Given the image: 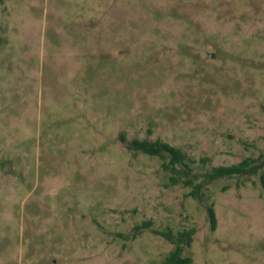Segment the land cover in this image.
I'll use <instances>...</instances> for the list:
<instances>
[{"label": "rangeland", "instance_id": "374dc122", "mask_svg": "<svg viewBox=\"0 0 264 264\" xmlns=\"http://www.w3.org/2000/svg\"><path fill=\"white\" fill-rule=\"evenodd\" d=\"M245 159L264 0H0V264H161L191 228L192 264H264V166L187 184Z\"/></svg>", "mask_w": 264, "mask_h": 264}, {"label": "trees", "instance_id": "16d2710c", "mask_svg": "<svg viewBox=\"0 0 264 264\" xmlns=\"http://www.w3.org/2000/svg\"><path fill=\"white\" fill-rule=\"evenodd\" d=\"M123 140L126 139L123 138ZM130 146L137 148L147 154L159 156L163 160H167L169 158L170 164H172V166L175 168L178 164H186V160L188 159V155L181 148L175 147L169 143H165L160 139L155 141L136 139L131 142ZM263 166L264 161L257 162L253 159H245L238 164L214 167L210 172L205 174V177L201 183L195 184L191 181L187 183L188 185L193 186V190L190 194L199 196L204 185L210 184L213 181L224 177L256 174ZM262 180L264 185V175L262 176ZM209 214L212 227L215 229L217 219L215 210L212 207H209ZM146 226H149V223H147ZM157 232L175 245L174 250L169 253V255L161 264L193 263V258L186 256L184 253L186 249L192 245L196 232L195 228L185 229L177 233H174L171 229Z\"/></svg>", "mask_w": 264, "mask_h": 264}, {"label": "water", "instance_id": "95a60500", "mask_svg": "<svg viewBox=\"0 0 264 264\" xmlns=\"http://www.w3.org/2000/svg\"><path fill=\"white\" fill-rule=\"evenodd\" d=\"M92 22L90 21L89 22V26H92ZM215 55L214 54H211V57H214ZM12 168H11V165L9 164V163H7V165H6V167H5V170H7V171H9V170H11Z\"/></svg>", "mask_w": 264, "mask_h": 264}]
</instances>
